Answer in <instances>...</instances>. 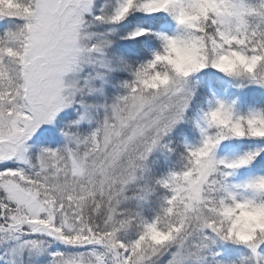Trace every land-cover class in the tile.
<instances>
[{"label":"snow or ice","instance_id":"6c2138e0","mask_svg":"<svg viewBox=\"0 0 264 264\" xmlns=\"http://www.w3.org/2000/svg\"><path fill=\"white\" fill-rule=\"evenodd\" d=\"M0 264H264V0H0Z\"/></svg>","mask_w":264,"mask_h":264}]
</instances>
